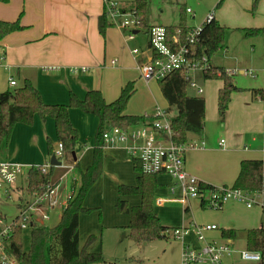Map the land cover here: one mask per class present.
Returning a JSON list of instances; mask_svg holds the SVG:
<instances>
[{
  "label": "rangeland",
  "instance_id": "rangeland-1",
  "mask_svg": "<svg viewBox=\"0 0 264 264\" xmlns=\"http://www.w3.org/2000/svg\"><path fill=\"white\" fill-rule=\"evenodd\" d=\"M98 1L101 0H7L5 3L0 2V15L39 16L40 10L43 9L46 16H85L84 10L89 6V3L93 5ZM112 1H116L120 5H129L132 0ZM87 2L89 3L86 5ZM218 2L220 3L218 4ZM184 8H189L191 12L183 13ZM181 14L185 16L186 23L190 28L199 27L206 16L212 15L224 27L223 44L211 55L212 65L251 70L254 76L243 74L231 76L233 84L248 91L256 87H263L264 36L262 33L247 36L245 30L264 25V0H258L257 3H255V0H147V25H176ZM139 38H142L145 43L142 29L139 31ZM136 41L133 44L139 48ZM187 77L188 79L193 78L195 83L203 90L199 95L192 88H187L186 92L190 96L197 95L204 98L206 105L204 123L209 133L211 147L215 150L214 153L205 157V154L196 155L195 160L209 159L217 162L222 159L227 160L229 158L228 153L218 147V141L221 138L227 142V137L221 133L220 129L224 119L219 117L216 108L215 94L217 87L220 85V80L205 78L200 70L190 71ZM134 84L135 92L130 97L125 110L127 114L143 115L144 112L152 114L155 103L163 108L167 106L164 104L159 91H157L159 84L154 83L155 98L149 93L147 87ZM64 92L63 99L66 100L59 102L60 97L57 96V104L68 102L70 91L68 92V89H66ZM262 100L264 101V99ZM170 114L171 116L175 114L173 108H171ZM79 116L72 115V120L77 125V129L80 131L79 135L82 137L76 141L78 143L76 149L78 152L76 153H80L85 146L91 148L94 137H91L92 134H90L93 128H90L89 124L85 123ZM239 121L240 116L236 113V117L231 118L230 124L237 127L240 126ZM52 145L56 149L57 142ZM109 151V148H104L101 174L90 186L83 200V206L88 211L79 215V244L83 245L86 238L93 235L94 239L89 244L88 250L100 252L104 259V263L96 264H179L180 240L173 236L172 229L184 225L191 219L197 223L215 224L218 227L214 232L206 233L208 239L219 238L222 229L230 227L236 229L234 244L242 249L245 237L243 230L258 226L260 222L264 221V211L260 207L246 208L242 203L236 201L232 202L234 207L231 209H229L230 206H227L229 203L219 209H214L207 206L200 207V202L197 199L180 202L176 200L179 197V190L176 189L174 193L170 192L171 178L168 175H157L156 177H163L165 182L162 185L157 182L158 185L153 192L151 208L159 218L160 223L169 228V232H167L165 238L136 240L129 234L128 230L130 215L119 212L116 208L117 185L120 183L134 185L136 172L129 159L127 162L117 161V158ZM121 154L127 159L123 151H121ZM91 157V150L83 153L78 166L71 168L72 170H69L61 180H58V178L60 179L67 168H62L56 174L54 179L60 181L62 200L65 201L69 196L73 179L78 182L79 171L86 169ZM60 162L63 165L68 163L67 160H63V157ZM63 165L62 167H64ZM25 183L26 173H23L18 181L20 189L17 188L11 191L9 197H5L0 191V218L3 219V222L10 223L16 218L21 205L19 199L22 202L28 199ZM126 199L128 206L140 202V197L137 194L129 195ZM185 206L188 207L186 212L184 211ZM61 211L59 207L48 211V220L44 221L42 226L46 230L55 226ZM21 237V248L23 251H27L31 241L30 228L24 229ZM238 264L252 263L240 261Z\"/></svg>",
  "mask_w": 264,
  "mask_h": 264
},
{
  "label": "trees",
  "instance_id": "trees-1",
  "mask_svg": "<svg viewBox=\"0 0 264 264\" xmlns=\"http://www.w3.org/2000/svg\"><path fill=\"white\" fill-rule=\"evenodd\" d=\"M257 1L255 0V3ZM0 2L5 3L7 0H0ZM146 7L147 0H132L126 8L129 11H135L140 29L145 34L150 26L146 23ZM182 11L186 13L185 8ZM111 26L113 25L104 11L98 15L97 29L102 36L106 28ZM25 28L26 26L21 23V16L14 20L0 19V41L7 35ZM165 28L168 42L171 41L172 36L177 35L178 42L173 45L174 48L185 45L190 54L193 52L191 55L194 59H201L204 55L208 59L210 67L203 72V76L221 81V87L217 91V111L219 117L223 119L231 93L235 90H242L233 84L231 76L224 74L222 67L210 63L211 55L223 44L224 27L214 17L209 21H203L196 41L192 45L186 41V36L191 28L187 25L183 14H181L176 25H166ZM257 33H262L264 36V25L245 30L247 36H253ZM157 82L167 103V107L164 109L171 117L172 140L175 143H184L187 141L189 133L201 134L204 127V98L187 94L188 85L183 73L179 70L172 71ZM251 91L258 99H264L262 89L253 88ZM134 92V82L128 81L121 87L119 95L110 102L105 101L98 89H90L82 98L70 91L66 104H47L43 101L37 88L28 79L23 80L21 87L12 91L0 92V146L7 144L16 123L30 125L34 116L37 115L42 120L53 119L56 140L62 144L63 153H70L74 150L78 134L71 124L69 109L75 108L98 117L91 163L84 171H79L78 182L76 179L73 180L69 198L62 208L57 224L49 230L43 226H33L30 229L31 241L27 251H23L21 248L22 231L18 229L13 231L8 251L16 264L104 263L100 252L88 250L89 244L94 239L93 235H89L83 245L79 244L78 218L80 213L88 211L83 206V200L90 186L101 174L104 154L102 133L104 130L112 126L126 130L148 120L142 115H132L125 112L127 103ZM171 108L175 110V114L172 116L170 114ZM47 146L48 155H53L55 149L49 140ZM132 162L133 169L137 173L135 184H119L117 186L116 208L119 212L130 215L128 230L129 234L136 240L165 238L169 228L160 223L159 218L151 208L153 192L158 185L157 175L138 173L140 171L139 164L136 161ZM74 166L77 167L78 164L75 163ZM56 170L57 168L51 165L46 171H42L40 167L34 165L29 167L26 171V193L42 191L47 186L56 185L58 183V180L54 179ZM263 173V163L260 159H243L239 163L238 174L232 186L246 191L258 190L261 186ZM211 186L204 183L206 188ZM132 194L139 195L140 202L137 205L128 206L124 197ZM19 201L21 202L20 199ZM184 211H188V208L185 207ZM235 234L236 230L234 229L221 230L223 237L234 238ZM244 239L245 248L260 251L264 256V221L259 227L247 229Z\"/></svg>",
  "mask_w": 264,
  "mask_h": 264
},
{
  "label": "crops",
  "instance_id": "crops-1",
  "mask_svg": "<svg viewBox=\"0 0 264 264\" xmlns=\"http://www.w3.org/2000/svg\"><path fill=\"white\" fill-rule=\"evenodd\" d=\"M121 6L128 8L129 5L123 4ZM103 7L104 2L101 0L93 5L89 3V6L84 10L85 16H46L43 9L40 10L39 16H21V23L26 28L13 32L0 41V92L12 91L21 87L23 80L28 79L37 88L43 101L47 104H57V96L60 97L59 102H64L66 99H63V95H65L64 91L66 89H68V92H74L79 98H82L87 90L98 89L105 101L110 102L119 95L121 87L126 82L133 81L140 87H147L149 93L154 96V83L156 82L158 85V82L154 79L143 80L139 77V72L136 69V64L145 61L149 53L145 32V43L142 38H139L140 30L136 32L134 40L127 42L124 40L126 32L114 26L107 27L102 36L97 29V17L103 12ZM17 17L0 15L2 20H13ZM135 40H137L139 48L133 44ZM132 48H138V52L132 54L130 52ZM113 59H115V62H111ZM73 66H86L88 70L75 73L71 71ZM9 78L15 81L14 86L8 84ZM220 87L221 81L215 94L216 108L217 91ZM262 88L256 87L254 89L261 90ZM157 91H159L164 104L167 105L160 88ZM156 105L160 106L155 103ZM205 112L206 105L204 116ZM236 113L240 116V126L237 127L230 124L231 118L236 117ZM73 114L80 115L79 117L85 123L87 122L90 128H93L90 134H92L91 137L94 136L98 117L94 114L70 108L69 118L77 132L79 129H77V125L72 120ZM223 119V124L219 125L222 126L220 128L221 133L227 137V142L221 138L223 146L219 145V140L218 147L228 153L229 158L227 160L222 159L219 162L209 159L195 160L196 155L205 154V157L215 152L213 147H211V140L205 123L201 134L189 133L187 135V141L198 143L202 141L204 145L202 148L186 152L184 167L188 173L194 175L203 183L212 186L232 185L238 174L239 163L243 159H260L264 169V101L255 97L251 90L248 91L244 88L238 91L235 90L231 93ZM79 134L80 131L78 132V140L82 138ZM48 140L51 144L57 142L53 119L46 118L42 120L35 115L30 125L24 123H16L14 125L7 144L0 146V159L24 164L25 168L31 165L47 164L50 159L47 146ZM91 144V148L85 146L80 153H76L78 152V150L76 151L78 143H76L75 149L72 151L74 158L71 152L63 153V160L68 161L67 165H63L61 162L64 166L63 168L68 166L75 167L74 164L79 163L83 153L90 150L92 153L94 137ZM107 148L117 158V161L127 162L128 157L124 149L119 146ZM120 150L125 153L127 159L123 157ZM130 162L133 165V162ZM61 169L57 168L56 174ZM67 172L69 171L67 170ZM67 172L64 171L63 174ZM156 180L161 185L165 182L163 177H156ZM171 184H174L173 180H171ZM128 196H125L124 199L127 200ZM232 202L226 203H229L227 205L230 206L229 209L234 207ZM191 221L193 220L187 221L184 225ZM261 223L251 228L259 227ZM247 229H244L243 232ZM185 240L193 242V237L186 236ZM232 241L235 248L241 249L234 244V238H232ZM179 246L180 254L181 242ZM243 248H245V239ZM263 257L258 263H250L263 264ZM234 260V264L242 261L237 256Z\"/></svg>",
  "mask_w": 264,
  "mask_h": 264
},
{
  "label": "built area",
  "instance_id": "built-area-1",
  "mask_svg": "<svg viewBox=\"0 0 264 264\" xmlns=\"http://www.w3.org/2000/svg\"><path fill=\"white\" fill-rule=\"evenodd\" d=\"M103 2V11L110 23L126 32L124 38L126 42L134 40L136 32L140 30L135 11L123 8L116 1L103 0ZM185 11L186 13L191 12L189 8H185ZM212 17L209 14L204 21H209ZM199 31L200 26L191 28L188 32L186 41L189 45L195 43ZM145 35L149 53L145 61L136 64L139 76L145 81L150 79L158 81L168 73L179 70L183 73L188 88L194 89L198 95L201 94L202 88L195 83L193 78L188 79L187 75L193 70H200L202 73L208 70L210 64L206 56H202L201 59H194L191 55L193 52L190 54L187 46L180 45L174 48L173 45L178 42L177 35L172 36L171 41L168 42L166 28L163 25H150ZM130 52L136 54L138 48H132ZM111 62H115V59ZM223 69L224 74L228 76L236 74L254 76L251 70ZM87 70L88 67L86 66L71 67V71L75 73ZM8 84L14 86L15 81L9 78ZM262 93L264 94V86ZM142 116L148 120L126 130L117 126L105 129L102 133L103 148L119 146L124 149L128 159L139 164L140 171L138 173L168 175L174 182L170 187V192L174 193L178 189L179 197L176 200L180 202L197 199L202 207L219 209L229 201H236L242 203L246 208L257 206L264 211V173L261 186L255 191H246L232 185L206 188L202 181L188 173L184 167L186 152L202 148L204 143L202 141L199 143L193 141L175 143L172 140L171 117L160 106L156 105L152 114L144 112ZM219 145L223 146V140H220ZM54 155L60 161L59 158L63 156L61 143L57 142ZM31 166L25 168L24 164L0 159V191L5 197H9L11 191L20 189L18 186L19 178ZM34 166L46 171L50 164L48 162L44 165ZM55 167L63 168L61 162ZM71 168L68 166L67 170L69 171ZM59 188V183H57L54 186H47L42 191L27 193L28 199L24 202L21 200L19 213L14 220L5 223L0 218V264H16L8 251L10 237L14 230L23 231L26 228L31 229L33 226H42L43 222L48 220V211L54 210L56 207L62 210L69 196L65 201L62 200ZM217 229L215 224H202L194 221L173 228V236L181 242L179 264H234L236 256L239 260L246 262L258 263L262 260L263 255L260 251L235 248L232 238L223 237L221 231L219 238L208 239L206 237V233L214 232ZM186 236H192L193 242L186 241Z\"/></svg>",
  "mask_w": 264,
  "mask_h": 264
},
{
  "label": "water",
  "instance_id": "water-1",
  "mask_svg": "<svg viewBox=\"0 0 264 264\" xmlns=\"http://www.w3.org/2000/svg\"><path fill=\"white\" fill-rule=\"evenodd\" d=\"M71 154H72V156H73V158H74V153L71 152ZM49 164H50L51 166H58V165H60V161L57 160V159L55 158V155L53 154V155L50 156Z\"/></svg>",
  "mask_w": 264,
  "mask_h": 264
}]
</instances>
